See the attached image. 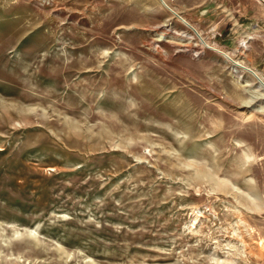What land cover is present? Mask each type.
I'll return each mask as SVG.
<instances>
[{
	"label": "rangeland",
	"instance_id": "1",
	"mask_svg": "<svg viewBox=\"0 0 264 264\" xmlns=\"http://www.w3.org/2000/svg\"><path fill=\"white\" fill-rule=\"evenodd\" d=\"M163 1L0 0V264H264V0Z\"/></svg>",
	"mask_w": 264,
	"mask_h": 264
},
{
	"label": "bare ground",
	"instance_id": "2",
	"mask_svg": "<svg viewBox=\"0 0 264 264\" xmlns=\"http://www.w3.org/2000/svg\"><path fill=\"white\" fill-rule=\"evenodd\" d=\"M161 3L164 4L163 0H159ZM175 14V13H174ZM177 17V14H175ZM178 19L187 27L189 28L194 35L199 39V41L202 43V45H206V43L204 42L203 38L198 35V32L193 28V26L189 23V21H187L186 19H184L182 16ZM216 52H218L219 54L221 53L224 57H226L228 60H230L232 62V64L236 67H239L240 69H242L243 71L252 74L254 77L256 76V73L249 67L242 65L241 63L237 62V61H233L226 53H223L222 51L215 49Z\"/></svg>",
	"mask_w": 264,
	"mask_h": 264
},
{
	"label": "crops",
	"instance_id": "3",
	"mask_svg": "<svg viewBox=\"0 0 264 264\" xmlns=\"http://www.w3.org/2000/svg\"><path fill=\"white\" fill-rule=\"evenodd\" d=\"M179 13V12H178Z\"/></svg>",
	"mask_w": 264,
	"mask_h": 264
}]
</instances>
